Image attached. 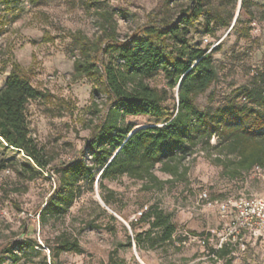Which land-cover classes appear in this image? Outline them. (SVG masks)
<instances>
[{
    "label": "rangeland",
    "instance_id": "obj_1",
    "mask_svg": "<svg viewBox=\"0 0 264 264\" xmlns=\"http://www.w3.org/2000/svg\"><path fill=\"white\" fill-rule=\"evenodd\" d=\"M163 1L0 0V88L12 64L18 62L34 86L46 95L30 102L28 118L33 139L44 158L50 159V171L33 173L25 165L28 160L22 152L0 142V247L19 238L56 247L59 237H67L78 239L82 252H63L57 264H264V240L249 233L231 242L226 256L214 255L211 248L218 236L230 232L226 229L233 212L208 209L199 202L202 191H207L214 201L264 195V167H254L232 179L203 151L188 158L190 169L183 180L175 181L157 169L161 179L170 181L161 190H146L141 181L128 177L106 181L108 188L115 191L111 207L102 204L107 212L97 204L102 201L96 185L92 191L83 182L82 195L65 216L50 217L43 223L36 214L54 189L53 168L77 156L107 109L104 97L92 94L91 79L74 80L73 64L78 51L70 32L82 31L95 38L99 33L98 11L109 10L124 38L146 23L148 14ZM211 2L215 34H193L203 47L214 49L218 71L217 82L197 99L202 109L216 106L224 94L247 84L251 75L264 67V0H249V12L241 7L242 0ZM178 3L172 5L174 14L181 9L182 1ZM237 13L238 22L227 26ZM151 83L164 86L163 74L155 75ZM210 95L214 96L211 105ZM151 121L143 116L126 119V123L136 126ZM146 204L159 206L172 215L177 231L171 242L153 247L143 234V246L137 248L135 233H144L150 226L135 215ZM194 237L209 243L204 247ZM48 253L42 246L27 248L19 253V262L5 258L3 264H49Z\"/></svg>",
    "mask_w": 264,
    "mask_h": 264
},
{
    "label": "trees",
    "instance_id": "obj_2",
    "mask_svg": "<svg viewBox=\"0 0 264 264\" xmlns=\"http://www.w3.org/2000/svg\"><path fill=\"white\" fill-rule=\"evenodd\" d=\"M181 1L180 11L174 14L172 5ZM241 7L249 12V0H242ZM98 16L95 38L82 31L70 32L69 37L78 51L74 80L91 79L92 94L103 96L107 109L77 156L53 168L54 189L36 211L43 223L69 212L83 193V182L92 191L96 185L102 201L97 204L107 212L102 204L111 207L115 191L106 181L128 177L141 181L146 190H161L170 181L161 179L156 170L175 181L183 180L190 169L188 158L199 151L232 179L254 167H264V67L257 69L247 84L224 94L216 106L202 109L197 103L218 80L214 49L203 47L193 37L200 32L215 34L211 0H164L148 14L146 23L124 38L118 33L113 12L98 11ZM239 16L236 21V15L232 16L227 26L232 22L234 26ZM159 73L164 86L151 83ZM45 97L21 64L14 62L0 88V142L22 152L33 173L50 171V159L44 158L33 139L28 118L30 102ZM208 100L211 105L214 96ZM131 116L153 121L136 126L126 123ZM139 219L150 227L135 233L137 248L143 246V234L153 247L173 240L177 225L159 206H149ZM154 231L156 235H152ZM230 245L212 247L211 251L221 258ZM36 246L48 250L49 264H57L63 252H82L76 238L59 237L57 246L49 244L48 248L36 239L19 238L0 247V264L5 258L17 263L22 250Z\"/></svg>",
    "mask_w": 264,
    "mask_h": 264
},
{
    "label": "built area",
    "instance_id": "obj_3",
    "mask_svg": "<svg viewBox=\"0 0 264 264\" xmlns=\"http://www.w3.org/2000/svg\"><path fill=\"white\" fill-rule=\"evenodd\" d=\"M260 168L259 166H257ZM199 202L203 203L208 209L216 208L222 213L233 212L232 219L227 224L226 236H218L215 248H221L226 243L237 242L243 234H251L264 240V195L228 197L224 200L214 201L207 191H202L199 195ZM149 209V205H144L135 215L139 219ZM225 234V233H224ZM202 246L209 243L205 238L194 237Z\"/></svg>",
    "mask_w": 264,
    "mask_h": 264
},
{
    "label": "water",
    "instance_id": "obj_4",
    "mask_svg": "<svg viewBox=\"0 0 264 264\" xmlns=\"http://www.w3.org/2000/svg\"><path fill=\"white\" fill-rule=\"evenodd\" d=\"M238 15H239V13H237V15H236V18H235V21H236V19H237ZM235 21H234V22H235ZM137 128H139V127H137Z\"/></svg>",
    "mask_w": 264,
    "mask_h": 264
},
{
    "label": "bare ground",
    "instance_id": "obj_5",
    "mask_svg": "<svg viewBox=\"0 0 264 264\" xmlns=\"http://www.w3.org/2000/svg\"><path fill=\"white\" fill-rule=\"evenodd\" d=\"M142 263H143V261L142 260H140ZM144 264V263H143Z\"/></svg>",
    "mask_w": 264,
    "mask_h": 264
}]
</instances>
